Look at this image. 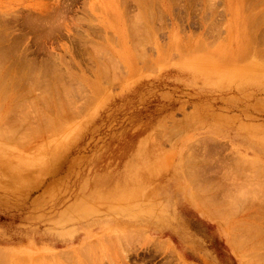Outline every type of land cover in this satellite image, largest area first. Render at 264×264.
<instances>
[{"label": "rangeland", "instance_id": "1", "mask_svg": "<svg viewBox=\"0 0 264 264\" xmlns=\"http://www.w3.org/2000/svg\"><path fill=\"white\" fill-rule=\"evenodd\" d=\"M54 1L0 0L1 262L264 264V0Z\"/></svg>", "mask_w": 264, "mask_h": 264}, {"label": "bare ground", "instance_id": "2", "mask_svg": "<svg viewBox=\"0 0 264 264\" xmlns=\"http://www.w3.org/2000/svg\"><path fill=\"white\" fill-rule=\"evenodd\" d=\"M53 1H54V0H53ZM126 1H127V0H126ZM134 1H135V2H134ZM134 1L132 0V3H134V4L136 3V1L138 2V0H134ZM140 1L142 2V0H140ZM140 1H139V3H140ZM150 1H151V0H150ZM144 2L146 3V0H145ZM209 2H210V1H209ZM52 3H53V2H52ZM57 3H58V1L56 0V4H57ZM82 3H84V2H82ZM139 3H136V5L139 4ZM145 3H144V4H145ZM54 4H55V1H54ZM123 4H124V3H123ZM144 4H143V6H145ZM147 4H149V2H148ZM150 4H151V3H150ZM136 5H135V6H136ZM139 5H140V4H139ZM141 5H142V4H141ZM207 5H208V4H207ZM125 6H126V5H125ZM137 6H138V5H137ZM56 7H57V6H56ZM58 7H59V6H58ZM142 8H143V7H142ZM142 8H141V6H139L138 9L141 10ZM40 9H41V8H40ZM127 9H128V8H126V10H127ZM136 9H137V7H136ZM138 9H137V11H138ZM124 10H125V9H124ZM126 10H125V11H126ZM75 11H76V10H75ZM142 11H143V10H142ZM150 11H151V10H150ZM148 12H149V11H148ZM6 14H7V13H6ZM6 14H5V16H6ZM11 14H12V13H11ZM36 14H37V13H36ZM57 14H58V12H57ZM76 14H77V12H76ZM137 14H139V12H138ZM153 14H154V13H153ZM3 15H4V14H2V16H3ZM14 15H15V14H14ZM62 15H63V14H62ZM135 15H136V14H135ZM143 15H144V14H143ZM147 15H148V14H147ZM249 15H250V14H249ZM37 16H38V15H37ZM63 16H64V15H63ZM79 16H80V15H79ZM136 16H137V18H138V16L141 17V14L136 15ZM14 17H15V16H14ZM59 17H60V16H59ZM65 17H66V16H65ZM69 17H70V16H69ZM76 17H77V16H76ZM81 17H82V16H81ZM158 17H159V16H158ZM15 18H16V17H15ZM61 18H62V16H61ZM84 18H85V17H84ZM144 18H145V17H144ZM159 18H160V17H159ZM159 18H158V19H159ZM249 18H250V17H249ZM8 19H9V18H8ZM18 19H19V18H18ZM62 19H63V18H62ZM138 19H139V21L141 20V18H138ZM138 19H137V21H138ZM76 20H77V19H75V21H76ZM130 20H131V19H130ZM254 20H255V19H254ZM54 21H55V20H54ZM128 21H129V20H128ZM137 21H135L136 24L139 23V21H138V23H137ZM204 21H205V20H204ZM32 22H34V21H31V20H30V21L28 22V24H30V26H31ZM58 22L62 23V20H60V21H58ZM58 22H57V24H58ZM63 22H64V21H63ZM69 22H70V21H69ZM77 22H78V21H77ZM82 22H84V21H82ZM82 22L80 21L79 24H81ZM250 22H251V20H250ZM252 22H253V21H252ZM60 23H59V24H60ZM75 23H76V22H75ZM75 23H70V24L73 26V25H75ZM85 23L87 24V22H85ZM129 23H131V22H129ZM140 23H141V22H140ZM157 23H158V21H157ZM42 24H43V23H42ZM59 24H58V25H59ZM65 24H68V23L65 22ZM79 24H78V27L80 26ZM131 24H132V23H131ZM133 24H134V23H133ZM133 24H132V27H135V26H133ZM136 24H135V25H136ZM158 24H160V21H159ZM247 24H248V23H247ZM252 24L254 25V23H252ZM45 25H46V23H45ZM62 25H63V24H62ZM249 25H250V24H249ZM59 26H60V25H59ZM59 26H58V27H59ZM63 26H64V25H63ZM75 26H76V25H75ZM90 26H91V24H90ZM146 26H147V25H146ZM55 27H56V26H55ZM60 27L62 28V26H60ZM67 27H70V26H67V25H66L65 27H63V29L65 28L66 35H69L72 31H70V29L67 28ZM91 27H92V26H91ZM137 27H138V25L135 27V30H134V28H133L132 30L137 31V30H136ZM139 27H140V26H139ZM74 28H75V27H74ZM87 28H88V27H87ZM93 28H94V26L92 27V29H93ZM218 28H219V27H218ZM79 29H80V28H78V30H79ZM127 29H128V28H127ZM143 29H144V28H143ZM152 29H153V28H152ZM160 29H161V28H160ZM81 30H82V28H81ZM79 31H80V30H79ZM79 31H78L77 33H79ZM86 31H88V30H86ZM96 32H97V31H95V33H96ZM132 32H133V31H132ZM139 32H140V30L137 31L138 34H139ZM159 32H160V31H159ZM214 32H215V31H214ZM6 33H7V32H6ZM72 33H73V32H72ZM83 33H85V35L87 34V36L89 35V33H86L85 31H84ZM92 33H93V32H92ZM137 33L133 32L132 34H134V36H135V35H138ZM15 34H16V33H15ZM75 34H76V33H75ZM96 34H97V33H96ZM141 34H142L141 38L146 36V34H145V36H143V33H141ZM141 34H140V35H141ZM19 35H20V34H19ZM71 35H72V34H71ZM78 35H79V34H78ZM78 35H75V36H78ZM83 35H84V34H83ZM100 35H101V34H100ZM111 35H112V34H111ZM140 35H139V36H140ZM147 35H148V34H147ZM193 35H194V34H193ZM193 35H192V36H193ZM72 36H73V35H72ZM87 36H86V37H87ZM109 36H110V35H109ZM128 36H129V35H128ZM132 36H133V35H132ZM132 36L130 35V37H132ZM83 37H84V36H83ZM135 37H136V36H135ZM135 37H132V38H135ZM80 38H81V37H80ZM80 38H79V39H80ZM91 38H92V37H91ZM101 38H102V37H101ZM137 38L140 39V37H137ZM137 38H135V39H137ZM145 38H147V36H146ZM220 38H221V37H220ZM87 39H89V36L87 37ZM139 39H138V40H139ZM143 39H144V38H143ZM20 40H21V39H20ZM27 40H28V39H27ZM68 40H69V39H68ZM140 40H141V39H140ZM140 40H139V41H136V40H135V42H134V39H133L132 42L135 43V46H136V42L138 43V44H137L138 46H141V43H142L143 41H141V43H140ZM174 40H175V39H174ZM200 40H201V39H200ZM78 41H79V40H78ZM91 41H92V40H91ZM93 41H94V40H93ZM96 41H97V40H96ZM103 41H104V40H103ZM19 42H20V41H19ZM75 42H76V41H75ZM81 42H82V41H81ZM83 42H84V41H83ZM117 42H118V41H117ZM162 42H163V41H162ZM164 42H166V41H164ZM24 43H26V42H24ZM101 43H102V42H101ZM101 43H100V44H101ZM139 43H140V44H139ZM144 43H147L146 45H148V41H146V42H144ZM212 43H214V42H212ZM26 44H27V43H26ZM94 44H95V43H94ZM202 44H203V43H202ZM96 45H97V43H96ZM115 45H116V44H115ZM142 45H143V44H142ZM210 45H211V44H210ZM22 46H23V45H22ZM90 46H91V45H90ZM99 46H100V45H99ZM131 46H134V45L132 44ZM138 46H136V47H137V50L139 49ZM50 47H51V46H50ZM68 47H69V46H68ZM101 47H102V46H101ZM116 47H117V46H116ZM136 47H133L134 49L132 48L134 52H135V50H136ZM55 48H56V47H55ZM141 48H142V47H141ZM141 48L139 49L140 51H142ZM210 48H211V47H210ZM47 49H48V48H47ZM51 49H52V48H50L49 52L51 51ZM56 49H57V48H56ZM100 49H101V48H100ZM201 49H203V48H201ZM258 49H259V48H258ZM22 50H23V49H22ZM65 50H67L66 47H65ZM102 50H103V48H102ZM139 50H138V51H139ZM52 51H53V49H52ZM72 51H73V50H72ZM262 51H263V50H262ZM65 52H69V51H65ZM24 53H27V52H24ZM105 53H106V52H105ZM66 54H68V53H66ZM106 54H107V53H106ZM135 54H136V53H135ZM140 54H141V52H140ZM145 54H146V53H145ZM260 54H261V53H260ZM48 55H49V54H48ZM48 55H47V56H48ZM57 55H58V54H57ZM94 55H95V54H94ZM101 55H102V54H101ZM54 56L57 57L56 54H55V52H54ZM54 56L51 57V56L49 55L48 57L53 58L54 61H55L56 59L54 58ZM67 56H68V55H67ZM70 56H71V55H70ZM133 56H134V53H133ZM138 56H139V54H138ZM138 56H137V54H136V56H135L134 58H136V60H137V58L139 59V58L141 57V55H140L139 57H138ZM262 56H263V58H264V55H263V54H262ZM26 57H27V56H26ZM32 57H33V56H32ZM60 57H61V56H60ZM58 58H59V56H58ZM89 58H90V57H89ZM25 59H26V58H25ZM40 59H41V58H40ZM112 59H114V58H112ZM115 59H117V58H115ZM118 59H119V58H118ZM41 60H42V59H41ZM45 60L47 61L46 58H45ZM57 60H58V59H57ZM49 61H50V59H49ZM63 61H64V60H63ZM55 62H56V61H55ZM57 62H58V61H57ZM94 62H95V61H94ZM61 63H62V62H61ZM67 63L69 64L68 61H67ZM67 63H66V64H67ZM113 63H114V62H113ZM31 64H32V63H31ZM64 64H65V63H64ZM64 64L62 63V64H61V65H62L61 67H63ZM68 64H67V65H68ZM0 65H1V63H0ZM39 65H40V64H39ZM48 65H49V64H48ZM50 65H51V64H50ZM50 65H49V66H50ZM113 65H114V64H113ZM115 65H116V64H115ZM158 65H159V64H158ZM16 66H17V65H16ZM49 66H48V67H49ZM55 66H56V65H55ZM98 66H100V65H98ZM107 66H108V64H107ZM141 66H142V65H141ZM65 67H66V66H65ZM67 67H68V66H67ZM67 67H66V68H67ZM109 67H110V66H109ZM113 67H115V66H113ZM124 67H125V66H124ZM0 68H1V67H0ZM3 68H4V67H3ZM28 68H29V67H28ZM33 68H34V67H33ZM33 68H32V69H33ZM56 68H58V67H56ZM56 68H55V69H56ZM70 68H71V67H70ZM78 68H79V67H78ZM105 68H106L105 65H103V67L101 66V68H100V69H101V70H100V73H103L104 75L107 76L108 74H106V73H107V68H108V67L106 68V72H105ZM12 69H13V68H12ZM52 69H53V68H52ZM79 69H80V68H79ZM110 69H112V67H111ZM110 69H109V70H110ZM25 70H26V69H25ZM57 70L59 71L60 69H57ZM61 70H62V69H61ZM91 70H92V69H91ZM109 70H108V71H109ZM118 70H119V69H118ZM118 70H117V71H118ZM34 71H35V69H34ZM42 71H44V70H42ZM46 71H47V70H46ZM55 71H56V70H55ZM65 71H68V69L65 70ZM143 71H144V70H143ZM38 72H39V71H38ZM47 72H48V71H47ZM49 72H50V71H49ZM61 72H62V71H61ZM0 73H1V72H0ZM35 73H36V72H35ZM43 73H44V72H43ZM59 73H60V72H59ZM62 73H63V72H62ZM68 73L70 74V75H68V76L71 77L72 74L70 73V71H69ZM109 73H110V71H109ZM25 74H26V73H25ZM38 74H39V73H36V74H35L36 77L38 76ZM46 74H47V73H46ZM48 74H49V73H48ZM52 74H53V73H52ZM74 74H75V73H74ZM74 74H73V75H74ZM113 74H115V73H113ZM113 74H112V76H114ZM26 75H27V74H26ZM30 75H31V73H30ZM32 75H34V74H32ZM39 75H40V74H39ZM58 75H59V74H58ZM44 76H45V75H44ZM61 76H62V75H61ZM97 76H98V75H97ZM13 77H14V76H13ZM23 77H24V76H23ZM39 77H40V76H39ZM39 77H37V79L33 78V80L35 79L36 81H35V80H34V81L37 82V80H38ZM49 77H50V75H49ZM98 77H99V76H98ZM7 78H9V77H7ZM25 78H26V77H25ZM29 78H30V77H29ZM46 78H47V77H46ZM50 78H51V77H50ZM54 78H55V77H54ZM68 78H69V77H68ZM76 78H77V77H76ZM111 78H112V77H111ZM0 79H1V78H0ZM2 79H3V78H2ZM4 79H6V78H4ZM9 79H10V78H9ZM18 79H19V78H18ZM44 79H45V78H44ZM44 79H43V80H44ZM51 79H52V78H51ZM69 79H72V77L69 78ZM43 80H42V81H43ZM49 80H50V79H49ZM101 80H102V79H101ZM17 81H18V80H17ZM17 81H16V82H17ZM20 81H22V80H20ZM20 81H19V82H20ZM38 81H39V80H38ZM67 81H68V80H67ZM96 81H97V80H96ZM6 82H7V81H5V83H6ZM10 82H11V81H10ZM40 82H41V81H40ZM55 82H56V81H55ZM94 82H95V81H94ZM3 83H4V82H3ZM14 83H15V82H14ZM20 83H21V82H20ZM23 83H24V82H23ZM30 83H31V82H29V84H30ZM48 83H49V82H48ZM81 83H82V82H81ZM85 83H86V82H85ZM97 83H98V82H97ZM51 84H52V83H51ZM53 84H54V83H53ZM79 84H80V83H79ZM89 84H90V83H89ZM92 84H93V83H92ZM1 85H2V83H0V86H1ZM5 85L7 86V84H5ZM5 85L3 84L2 86H5ZM30 85H32V84H30ZM59 85H60V84H59ZM59 85H58V86H59ZM64 85H65V84H64ZM90 85H91V84H90ZM117 85H118V84H117ZM32 86L34 87V85H32ZM52 86H54V85H52ZM78 86H79V85H78ZM78 86H77V87H78ZM85 86H86V85H85ZM24 87H25V86H24ZM27 87H28V86H27ZM27 87H26V88H27ZM29 87H31V86H29ZM29 87H28L27 89H30ZM33 87H31V88H32V90L30 89L31 91H33ZM44 87H45V88H44V89H41V90H43V91L46 90V91H47L46 83H45V86H44ZM55 87H56V86H55ZM98 87H99V86H98ZM115 87H116V86H115ZM10 88H11V86H10ZM15 88H16V87H15ZM17 88H18V87H17ZM49 88H50V87H49ZM51 88H52V87H51ZM56 88H57V87H56ZM56 88H55V89H56ZM64 88H66V87H64ZM67 88H68V87H67ZM69 88H70V86H69ZM78 88H79V87H78ZM2 89H4V88L1 87V89H0L1 94H2V92H4V95L7 94V97H8V93H6L8 90H6V89H5V90H2ZM11 89H12V88H11ZM35 89H36V88H35ZM92 89H93V88H92ZM1 90H2V91H1ZM36 90H37V89H36ZM38 90L40 91L39 88H38ZM38 90H37V91H38ZM57 90H58V89H57ZM62 90H63V89H62ZM80 90H81V89H80ZM95 90H96V89H95ZM5 91H6V92H5ZM14 91L16 92V90H14ZM20 91H22V90H20ZM24 91H25V90H24ZM50 91H51V90H50ZM50 91H48V92H50ZM54 91H55V90H54ZM65 91H66V90H65ZM67 91H69V90L67 89ZM70 91H71V90H70ZM75 91H76V90H75ZM96 91H97V90H96ZM10 92H11V91H10ZM10 92H9V93H10ZM22 92H23V91H22ZM27 92L29 93V96H30V92H29L28 90H27ZM27 92H26V93H27ZM41 92H42V91H41ZM57 92L61 93L59 90H58ZM13 93H14V92H13ZM19 93H20V92H19ZM19 93H17V94L15 93V94H16V95H19ZM32 93H33V92H32ZM32 93H31V95H32ZM44 93H45V91H44ZM51 93H52V92H51ZM53 93H54V92H53ZM63 93H64V91H63ZM66 93H67V92H66ZM10 94H11V93H10ZM15 94H14V95H15ZM34 94H35V93H34ZM48 94H49V93H47V95H48ZM82 94H83V92H82ZM92 94H93V93H92ZM2 95H3V94H2ZM2 95H0V98L4 97V96H2ZM12 95H13V94H12ZM12 95H9V96H12ZM14 95H13V97L16 98V95H15V96H14ZM22 95H23V94H22ZM22 95H21V96H22ZM25 95L28 96V94H25ZM25 95H24V96H25ZM35 95H36V94H35ZM38 95H39V94H38ZM43 95H44V94H43ZM1 96H2V97H1ZM29 96H28V97H29ZM36 96H37V95H36ZM44 96H45V95H44ZM51 96H52V95H51ZM54 96H55V95H54ZM69 96H70V95H69ZM69 96H68V97H69ZM86 96H87V95H86ZM33 97H34V96H33ZM48 97H49V95H48ZM82 97H83V96H82ZM84 97H85V96H84ZM14 98H13V100H11V101H13V104L16 103V102H15L16 100H18V99L14 100ZM17 98H20V95L17 96ZM22 98H23V97H21L20 99H22ZM34 98H35V97H34ZM36 98H37V97H36ZM43 98H44V97H43ZM54 98H55V97H54ZM4 99H6V98L4 97L3 100H4ZM24 99L27 100L28 98H27V97H24ZM32 99H33V98H32ZM32 99H31V101H32ZM45 99H46V98H45ZM49 99H50V98H49ZM81 99H82V98H81ZM3 100L1 99L2 102H3ZM8 100H9V99H8ZM50 100H51V102H52V98H51ZM55 100H56V99H55ZM71 100H72V99H71ZM83 100H84V99H83ZM85 100H86V99H85ZM91 100H92V99H91ZM1 101H0V102H1ZM5 101H6V100H5ZM11 101H10V104H11ZM33 101H34V100H33ZM33 101H32V103H33ZM36 101H37V99H36ZM46 101H47V100H46ZM68 101L70 102V99H69ZM88 101H90V100H88ZM18 102H19V100H18ZM49 102H50V101H49ZM55 103H56V101H55ZM76 103H77V101H76ZM85 103H86V102H85ZM13 104H12V105H13ZM18 104H19V103H18ZM23 104H25V103L23 102ZM23 104H22V105H23ZM49 104H50V103H49ZM49 104L44 103V105H49ZM71 104H72V103H71ZM77 104H78V103H77ZM8 105H9V103H8ZM14 105L17 107L16 104H14ZM34 105H35V104H34ZM51 105H52V104H51ZM86 105H87V104H86ZM9 106H10L9 109H12L11 105H9ZM20 106H21V103H20ZM23 106H26V105H23ZM23 106H22V107H23ZM36 106H37V105H36ZM55 106H56V105H55ZM22 107H19V109H20V108L22 109ZM26 107H27V106H26ZM34 107H35V106H34ZM57 107H61V108H62V105H61V106H57ZM57 107H56V108H57ZM70 107H71V106H70ZM70 107H69V108H70ZM13 108H14V106H13ZM27 108L29 109V107H27ZM38 108H39V106H38ZM61 108H60V109H61ZM0 109H1V108H0ZM25 109H26V108H25ZM28 109H27V110H28ZM30 109H31V108H30ZM46 109H47V108H46ZM51 109H52V108H51ZM57 109H58V108H57ZM73 109H74V108H73ZM7 110H8V109H7ZM13 110H18V107H17V109H12L11 111L9 110V111L11 112V114H12V111H13ZM23 110H24V109H23ZM31 110H32V109H31ZM34 110H36V108H35ZM62 110H63V109H62ZM28 111H29V110H28ZM40 111H41V110H40ZM40 111H39V112H40ZM47 111H48V110H47ZM57 111H59V110H57ZM70 111H71V110H70ZM70 111H69V112H70ZM22 112H23V111H22ZM39 112H38V113H39ZM59 112H60V111H59ZM63 112H64V111H61V114H62ZM13 113H14V112H13ZM23 113H24V112H23ZM23 113H21V114L23 115ZM31 113H32V112H31ZM31 113H30V114H31ZM41 113H42V112H41ZM17 114L19 115L20 113H17ZM30 114H29V116H30ZM32 114H33V113H32ZM34 114H35V113H34ZM18 115H17V117L19 118L20 116H18ZM43 115H44V114H43ZM56 115H57V114H56ZM65 115H66V114H65ZM13 116H15V114H14ZM23 116H24V115H23ZM27 116H28V112H27ZM38 116H39V115H38ZM44 116H45V115H44ZM47 116H49V115H47ZM17 117H16V118H17ZM9 118H10V117H9ZM25 118H26V117H25ZM19 119H20V118H19ZM44 119H45V117H44ZM56 119H57V118H56ZM15 120H16V119H15ZM24 120H25V119H24ZM39 120H40V118H39ZM45 120H47V119H45ZM2 121H3V120H2ZM11 121H12V120H10V122H11ZM16 121H17V120H16ZM16 121H15V122H16ZM21 121H22V120H21ZM21 121H17V122H21ZM30 121H31V120H30ZM28 122H29V121H28ZM58 123H59V122H58ZM14 124H15V123H13V127H14ZM28 124H29V123H28ZM7 125H8V124H5L4 126H7ZM19 125H20V124H19ZM23 125H24V124H23ZM25 125L27 126V124H25ZM25 125H24V126H25ZM61 125H62V124H61ZM64 125H65V124H64ZM9 126H11V124H10ZM19 127H20V126H19ZM14 128H15V127H14ZM9 129H11V128H9V127H8V129L6 128V130H9ZM26 129H27V128H26ZM28 129H29V128H28ZM44 129H45V128H44ZM49 129H50V128H49ZM51 129H52V128H51ZM51 129H50V130H51ZM11 130L15 131L16 129L14 130V129L12 128ZM11 130H10V131H11ZM17 130H18V129H17ZM29 130H30V129H29ZM29 130H28V131H29ZM13 131H12L13 134H11V135L14 136V134H15L17 131H16V132H13ZM48 131H49V130H48ZM51 131L53 132L54 130H51ZM8 132H9V131H8ZM26 132H27V131H26ZM29 132H30V131H29ZM44 132H45V130H44ZM57 132H58V131H57ZM9 133H10V132H9ZM22 133H23V132H22ZM22 133H21V134H22ZM31 133H32V132H31ZM33 133H34V132H33ZM33 133H32V134H33ZM38 133H40V132L38 131ZM55 133H56V132H55ZM27 134H29V133H27ZM38 135H39V134H38ZM41 135H42V133H41ZM21 136H22V135H21ZM21 136L18 135V137H21ZM35 136H36V135H35ZM14 138H15V137H14ZM22 139H24V138H20V140H22ZM18 140H19V139H18ZM25 140H26V139H25ZM20 142H21V141H20ZM22 144H23V143H22ZM40 146H41V144H40ZM31 149H32V148H31ZM32 150H33V149H32ZM201 158H202V157H201ZM213 159H215V158H213ZM237 161H238V160H237ZM242 162H243V161H242ZM237 163H238V162H237ZM245 163H246V162H245ZM249 163H250V162H249ZM253 163H254V162H253ZM242 164H243V163H242ZM247 164H248V162H247ZM238 165H239V163H238ZM257 165H258V163H257ZM234 166H235V165H234ZM234 166H233V167H234ZM244 166H245V165H244ZM244 166H243V167H244ZM247 166H248V165H247ZM263 166H264V165H263ZM235 167H236V166H235ZM235 167H234V168H235ZM188 168H189V167H188ZM246 168H247V167H246ZM261 168H262V167H261ZM262 169H263V168H262ZM246 170H247V169H246ZM251 171H252V170H251ZM253 171H254V170H253ZM186 172H187V171H186ZM244 173H245V172H244ZM218 175H219V174H218ZM233 175H234V174H233ZM233 175H231V177H232ZM193 176H194V175H193ZM233 177H234V176H233ZM246 177H247V176H246ZM222 178H223V177H222ZM239 178H240V177H239ZM239 178H238V179H239ZM227 179H228V178H227ZM256 179H257V178H256ZM256 179H255V182H256ZM221 180H223V179H221ZM212 181H213V180H212ZM226 181H227V180H226ZM245 181L248 183V180H245ZM243 182H244V180H242V183H243ZM261 183H262V181H260V184H261ZM244 184H245V183H244ZM254 184H257V183H254ZM223 185H224V184H223ZM261 186H262V185H261ZM193 187H194V186H193ZM217 188H218V187H217ZM221 188H222V186H221ZM262 188H263V187H262ZM250 189H251V188H250ZM252 189H254V188H252ZM224 190H225V187H224ZM247 191H248V189H247ZM259 192H260V191H259ZM259 192H258V193H259ZM221 193H222V192H221ZM248 193H249V192H248ZM251 194L253 195V193H251ZM224 195H225V194H224ZM226 195H227V194H226ZM256 196H258V195H256ZM221 197H222V195H221ZM226 197H228V199H229L230 196L227 195ZM226 197H225V198H226ZM251 197H252V196H251ZM263 198H264V197H263ZM254 199H255V198H254ZM256 199H257V198H256ZM260 199H261V198H260ZM257 200H258V199H257ZM222 201H223V199H222ZM224 201H225V200H224ZM226 201H227V200H226ZM226 201H225V203H226ZM259 201H260V200H259ZM217 202H218V201H217ZM252 202H253V201H252ZM255 202H256V200H255ZM210 203H212V202H210ZM230 203H231V202H230ZM233 203H234V202H233ZM253 203H254V202H253ZM261 203H262V202H261ZM198 204H199V203H198ZM213 204H214V203H213ZM213 204H212V205H213ZM221 204H222V202H221ZM228 204H229V203H228ZM219 205H220V204H219ZM199 206H200V204H199ZM209 206H210V205H209ZM215 206H216V205H215ZM223 206H224V205H223ZM253 206H254V204H253ZM218 207H219V206H218ZM224 207H225V206H224ZM246 207H247V206H246ZM254 207H255V206H254ZM262 207H263V206H262ZM235 208H236V207H235ZM238 208H239V207H238ZM263 208H264V207H263ZM240 209H241V208H240ZM203 210H204V209H203ZM259 210H260V209H259ZM262 210H263V209H262ZM239 211H241V210H239ZM245 211H246V210H245ZM243 212H244V211H243ZM260 212H261V211H258V213H260ZM263 212H264V210H263ZM236 214H237V213H236ZM241 214H242V213H241ZM260 214H261V213H260ZM257 215H258V214H257ZM263 215H264V214H262V216H263ZM234 216H235V215H234ZM254 216H256V215H254ZM250 218L253 219L254 217L251 216ZM262 218H263V217H262ZM255 220H256V219H255ZM259 220H260V219H259ZM262 220H263V219H261V221H262ZM257 222H258V221H257ZM245 225H246V224H245ZM250 225H251V224H250ZM253 227H255V225H254ZM253 227L251 226L250 228H251V230L253 229V230L255 231V230H256V229H255L256 227H255V228H253ZM248 228H249V226H248ZM230 230H231V229H230ZM248 230H249V229H248ZM251 230H250V231H251ZM257 230H258V229H257ZM260 230H261V229H260ZM252 232H253V231H251L250 233L253 234ZM258 232H259V231H258ZM263 232H264V231H262V233H263ZM254 233H255V232H254ZM253 235H254V234H253ZM255 235H257V234H255ZM255 235H254V236H255ZM258 235H259V234H258ZM261 235H262V234H261ZM263 235H264V234H263ZM138 236H139V235H138ZM232 236H233V235H232ZM234 236H236V235H234ZM234 236H233V237H234ZM237 236H238V235H237ZM237 236H236V237H237ZM104 237H105V236H104ZM113 237H114V236H113ZM125 237H126V236H125ZM127 237H128V236H127ZM127 237H126V238H127ZM130 237H131V236H130ZM236 237H235V238H236ZM240 237H241V236H240ZM260 237H261V236H260ZM110 238H112V237L110 236ZM110 238H109V239H110ZM114 238H115V237H114ZM120 238H121V237H120ZM230 238H231V237H230ZM235 238L232 239V240H235V241H236ZM237 238H238V237H237ZM241 238H244V237H241ZM254 238H256V237H254ZM261 238H262V237H261ZM263 238H264V237H263ZM263 238H262V239H263ZM105 239H106V240H105ZM105 239L103 238V240H105V241L107 242V238H106V237H105ZM118 239H119V238H118ZM123 239H125V238H123ZM256 239H257V238H256ZM259 239H260V238H258V240H259ZM103 240H102V241H103ZM112 240H114V239H112ZM232 240H231V242H232ZM108 241H109V240H108ZM106 242H105V243H106ZM149 242H150V241H149ZM244 242H245V241H244ZM94 243H95V242H94ZM150 243H151V242H150ZM108 244H109V243L107 242V245H108ZM110 244H112L111 239H110ZM120 244H121V243H120ZM95 245H96V244H95ZM87 246L89 247V246H92V245L90 244V245H87ZM87 246H86V247H87ZM93 246H94V244H93ZM109 246H110V245H108V247H109ZM153 246H154V245H153ZM232 246H233V245H232ZM234 246H235V245H234ZM234 246H233V247H234ZM236 246H237V244H236ZM238 246H239V245H238ZM84 247H85V246H84ZM86 247L83 249V250H84L83 252L86 251V252L88 253V251H90V248L87 247V248H88V251H87V248H86ZM96 247H97V246H96ZM96 247H95V248H96ZM155 247H156V245H155ZM242 247H243V246H242ZM234 248H236V247H234ZM237 248H239V247H237ZM91 249L93 250V247H91ZM161 249H162V247H161ZM161 249H160V250H161ZM235 250H236V249H235ZM236 251H237V250H236ZM253 251H254V250H253ZM259 251H260V250H259ZM251 252H252V251H251ZM60 253H61V252H60ZM66 253H67V252H66ZM79 253H80V252H79ZM253 253H254V252H253ZM253 253H251V254H253ZM84 254H86V253H84ZM99 254H100V253H99ZM99 254H98V255H99ZM261 254H262V253H261ZM66 255H67V254H66ZM255 255H258V254L255 253ZM60 256H62V255H60ZM67 256H68V255H67ZM108 256H109V255H108ZM252 256H253V255H251V257H252ZM9 257H11V255H10V253H9L8 251H6V250H4V249H0V262H1V261H2V262H3V261L6 262V260H8ZM259 257H260V256H259ZM60 258H61V257H60ZM65 258H66V257H65ZM72 258H73V257H72ZM254 258H255V257L253 256V259H254ZM257 258H258V256H257ZM263 258H264V257H263ZM21 259H22V257H21ZM84 259L86 260L87 258L84 257ZM97 259H98V258H97ZM251 259H252V258H251ZM251 259H250V260H251ZM88 260H89V259H88ZM242 260H243V258H242ZM246 260H247V259H246ZM246 260H245V261H246ZM254 260L256 261V259H254ZM260 260H261V258H260ZM245 261H243V262H245ZM247 261H248V260H247ZM258 261H259V260H258ZM2 262H1L0 264H3ZM65 263H66V262H65ZM5 264H6V263H5ZM97 264H99V263H97ZM247 264H248V263H247Z\"/></svg>", "mask_w": 264, "mask_h": 264}]
</instances>
